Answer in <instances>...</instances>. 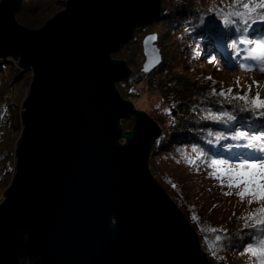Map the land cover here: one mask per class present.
<instances>
[{"label":"water","instance_id":"95a60500","mask_svg":"<svg viewBox=\"0 0 264 264\" xmlns=\"http://www.w3.org/2000/svg\"><path fill=\"white\" fill-rule=\"evenodd\" d=\"M22 2L0 0V59L33 73L0 264H213L150 171L160 126L117 89L132 70L113 56L161 21L163 0H67L38 29L17 21ZM157 42L142 41L145 75L162 63Z\"/></svg>","mask_w":264,"mask_h":264},{"label":"trees","instance_id":"16d2710c","mask_svg":"<svg viewBox=\"0 0 264 264\" xmlns=\"http://www.w3.org/2000/svg\"><path fill=\"white\" fill-rule=\"evenodd\" d=\"M214 2L220 4V0H163L160 23L138 27L131 43L115 55L125 59L132 70L131 77L120 82L118 87L122 95L134 103L145 101L148 115L160 126L162 134L153 146L150 171L188 219L207 258L213 264H255V258L250 254H240L248 243L242 237L250 230L241 232L244 220L238 218L247 217L260 205H249L247 198L241 202L235 189L232 195H224L223 192L229 189L222 188L218 180L208 176L212 168L199 161L198 168L187 163V158H194L193 148L206 153L209 159L243 151L235 147L242 141H233L231 136L234 131L245 129L235 121L205 118L209 110H231V106L221 107L216 103L218 99L200 93L179 77L185 72L195 75L197 65L201 69L203 61L205 63L213 56L217 57L215 65L219 71L227 68L231 72L246 73L242 75L252 72L226 64L232 55L226 45L231 41L225 38L228 30L223 29L220 20L209 11ZM48 8L49 5L42 11L29 0H23L17 11V21L30 28H39L42 25L40 18ZM141 33L143 36L139 37ZM150 33L158 35L162 64L145 75L141 72L145 60L142 40ZM217 35L220 36L219 43ZM31 78L28 71L19 69L17 64L0 59V204L16 170L15 154L23 128L21 114L26 99L23 95ZM147 99L149 102L146 103ZM217 135L227 138L217 141ZM228 145L233 147L230 149ZM210 227L227 229L226 234L220 233L225 236L222 249L218 248L221 242L215 239L217 233L209 231ZM213 248L217 249L216 256L210 250Z\"/></svg>","mask_w":264,"mask_h":264},{"label":"snow or ice","instance_id":"6c2138e0","mask_svg":"<svg viewBox=\"0 0 264 264\" xmlns=\"http://www.w3.org/2000/svg\"><path fill=\"white\" fill-rule=\"evenodd\" d=\"M209 11L220 20L223 29L228 30L225 38H230L231 42L226 46L231 49L232 55L226 64L238 66L242 71L264 73V0H220V4L217 5L214 2ZM216 40L219 43V35L216 36ZM215 62L217 57L209 58V63ZM205 79L212 80L213 84L208 95L219 97L216 103L221 107L225 104L231 106V110L216 112L209 110L205 118L214 121L224 119L235 121L242 129H245L234 131L231 136L233 141H242L235 147L243 151L228 157L209 159L206 153L193 148L194 158H187V163L191 166L197 165L199 161L206 167L212 168L213 171L209 172L208 176L218 180L222 188L229 189L223 192L224 195H232V190L235 189V195L241 202L247 198L249 205L253 203L260 205L247 217L238 218L244 220L240 231L250 230L242 237L247 239L248 243L240 254H250L255 258V264H264V98L258 90L260 85L259 82L253 81L247 86L249 89L247 92L233 94V88L229 87L225 90L222 82H220L221 89L217 92L214 87L217 81L211 76ZM235 84L236 87H240L239 77L236 78ZM253 85L257 86L254 94L252 93ZM241 113L248 115H239ZM235 127L234 124L233 128ZM209 135L211 136L212 133ZM222 138L227 137L220 135L215 137L217 141ZM228 147L231 149L233 145ZM209 231L217 233L215 239L221 242L218 248L222 249V240L225 236L220 233L226 234L227 229L210 227ZM210 250L214 256L217 255L216 248Z\"/></svg>","mask_w":264,"mask_h":264},{"label":"rangeland","instance_id":"374dc122","mask_svg":"<svg viewBox=\"0 0 264 264\" xmlns=\"http://www.w3.org/2000/svg\"><path fill=\"white\" fill-rule=\"evenodd\" d=\"M29 1L34 6H39L40 10H42V11L44 10V8H46L49 5V8L46 10L45 14H42V16L40 18L41 19V24H42L41 27H43L49 19L53 18L56 14H58V13H60V12L65 10V4H66L67 0H29ZM22 4H23V2H22ZM21 25H23V24H21ZM23 26H25V25H23ZM25 27L30 28L28 26H25ZM41 27H39V28H41ZM30 29H38V28H30ZM138 36L139 37L143 36V33L139 34ZM115 55L113 56L114 59H116V60H124L126 62L125 59H121L119 57H115ZM9 61L15 63V61H11V59H9ZM203 64L204 65H203V67H201V69L197 65V69L195 71V75L194 74H190L188 72H185L184 75H180L179 76L180 79L183 82H185L187 84L189 83V85L196 87V89L200 93H202V94H204V95H206L209 98L214 99V100L220 99V98L219 97H210L208 95V93L211 91V88L213 87V84H212V80L205 79L206 77L211 76L213 78V80L217 81V83L214 85V87L216 88L217 92L220 91V89H221V83L220 82H222L223 88L225 90L228 89L229 87L233 88V94L242 93V91L243 92H247L249 90L247 86L252 84L253 81H257V82H259V85H260L258 90L260 91L261 97L264 98V73H261V72H258V71H253V72H249L248 75H242V74H246V73L245 72L240 73V72H237V71H235V72L232 71L231 72L230 69H227V68H225L226 70L219 71L216 68V65H215L216 63H209V59H207V62H205V63L203 61ZM28 74H30L31 77L33 78L32 71H28ZM195 77H197V78H196V81L194 82L193 79ZM237 77H239L240 87H236V84H235V81H236ZM32 78L28 81L29 84H28V86L26 88V91H25V93L23 95L24 99H25V97L27 98V95H28V92H29V88H30V85H31V82H32ZM191 82L193 84H191ZM117 88H118L122 98H124L125 100L131 102L134 105L136 110L143 111V112H146L148 114V110L149 109L147 108L148 106L146 104H144L145 101L143 102V101L139 100L138 102L134 103V101L132 99H127V98H125L122 95L121 89L118 87V85H117ZM256 90H257V86L253 85L252 93L254 94ZM147 102H149V99L146 100V103ZM22 112H23V108H22ZM121 125L124 128V131H130V130H132V128L134 126V119L133 118L124 119V120H122ZM20 135H21V133L19 134V137H20ZM155 180H156V178H155Z\"/></svg>","mask_w":264,"mask_h":264},{"label":"clouds","instance_id":"9594fccd","mask_svg":"<svg viewBox=\"0 0 264 264\" xmlns=\"http://www.w3.org/2000/svg\"><path fill=\"white\" fill-rule=\"evenodd\" d=\"M12 60V59H11ZM14 61V60H13ZM15 63L17 64V62L15 61Z\"/></svg>","mask_w":264,"mask_h":264},{"label":"bare ground","instance_id":"6f19581e","mask_svg":"<svg viewBox=\"0 0 264 264\" xmlns=\"http://www.w3.org/2000/svg\"><path fill=\"white\" fill-rule=\"evenodd\" d=\"M118 89V88H117Z\"/></svg>","mask_w":264,"mask_h":264}]
</instances>
